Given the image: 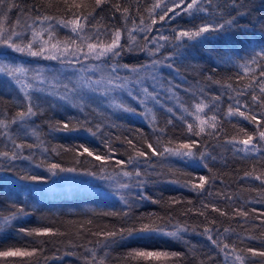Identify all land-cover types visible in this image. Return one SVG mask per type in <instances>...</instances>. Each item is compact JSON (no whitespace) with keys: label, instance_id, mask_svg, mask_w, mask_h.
Listing matches in <instances>:
<instances>
[{"label":"trees","instance_id":"obj_1","mask_svg":"<svg viewBox=\"0 0 264 264\" xmlns=\"http://www.w3.org/2000/svg\"><path fill=\"white\" fill-rule=\"evenodd\" d=\"M154 2L155 0H121L123 6H131L132 10V19L125 21L119 13L113 18L111 5L115 4L116 0H110V4L102 6V10H97V19L92 22L97 27L107 25L133 30L137 47L131 53L122 54L118 58L120 64L135 66L149 64L153 59L163 61L162 65H158L156 80L149 78L145 81V86L149 91L154 90L157 96L155 101H149L146 105L151 109V113L145 114V105L138 104L137 100L128 97L124 92L112 95L118 102L122 99L126 105L135 108V112L112 107L109 100L100 97L99 93H88L82 102L71 100L67 103L45 93H36L34 102L41 106L42 111L29 121L28 134L19 132L16 125L7 130L16 143L34 145V147L15 149L11 139L0 136V151H16L20 157L15 161L0 157V167L4 169L11 167V171L0 172V215L6 216L21 205L26 213L10 229L0 233V250L13 247L43 250L31 258H0V264H93L90 250L96 253L95 264H100L101 261L103 264H125V255L133 248L181 253V257L173 264H225L220 247L213 245L207 235L203 234L205 226L213 228V238L217 239L221 246L227 242L238 249L247 247L264 249V223H262L264 216L261 215L264 213V203L258 202L264 199V189L261 188L260 181L251 178L241 180L243 172L251 171L253 167L257 174L264 171V157L250 154L247 158H242L244 154H234L231 146L224 143L225 138L240 135V128L246 129L249 133L255 130L254 125L242 117L224 115L228 106L235 103L229 98L235 93L221 85L234 81L237 69L231 64L218 67L216 59L208 56L207 53L211 48L222 46L216 41L206 46H186L179 49L181 55L175 54L176 50L171 42L154 56H150L147 51H140V48L153 47L151 43L145 41V36L171 37L173 29L191 27L193 23L199 24L206 19L204 14H199L201 19L196 20L181 14L174 20L159 22L152 32L141 33L136 25H139L141 16L146 23L150 22L148 9ZM15 3L19 7L8 13V25H14L18 18L22 19L21 9L27 10L33 5L39 7L44 14L55 15L58 18L63 15L62 0H15ZM233 3L236 5L235 10L232 8ZM216 4H220L221 8L217 9ZM156 11L160 13V9ZM210 12H215L217 16L223 14L225 19L231 18L227 15L231 12V16L236 17L238 25L244 26L232 37L240 56H247L250 51L248 48L250 37H264V0H213V8ZM239 13L250 14L240 16ZM55 35L63 40L69 37L70 33L67 29L57 27ZM122 43H128L127 32ZM169 53H173L172 58L165 60ZM4 62L43 68L49 78L55 76L58 79L67 71H73L71 67L62 65L60 61L31 58L19 53L10 55ZM84 63L87 65L88 62ZM169 63L173 65L172 68L167 66ZM119 75L134 79L126 69H120ZM208 76H212L213 81L219 80L221 85L209 81ZM197 87L203 88L209 95L221 96L217 111L221 115L223 131L219 137V144L216 139L210 141L209 151L216 159L206 161L211 173L202 166L192 165L190 162L179 163L174 157H152L149 161L150 166L141 168L148 173L143 191L151 197V200L158 203L149 200L130 201V208H126L114 194V185L111 181L87 174L88 171L100 172L103 162L97 161L95 156L115 157L105 166V174L111 175L116 168L115 160H127L128 155L132 154V149L127 144L129 139L133 140L137 147L142 145L146 147L145 141L155 146L158 136L165 143L168 140L179 141L187 138L185 126L178 119L181 115L180 111H175L173 117L167 109H176L173 92L175 97L187 101L189 99L187 91ZM58 91L62 92V89ZM21 97L18 87L0 73V119L11 118L15 114L21 106ZM250 99L249 96V102ZM77 104L78 107L73 106ZM254 110H256L255 106ZM153 115L155 124L151 123ZM170 118L171 125L167 123ZM69 119L73 124H83L91 128L96 132V136L93 137L82 130L63 132L53 131L50 128V125H54L57 121ZM191 119L189 117L190 121ZM32 128L37 130L38 137L31 135ZM158 129H165V133L161 134ZM203 140L208 141L209 138L205 136ZM80 145L89 148L94 155L92 157L87 154L79 155L78 152L82 151ZM109 149L113 151L110 153ZM23 157H31V159ZM51 163H59L66 168L75 167L78 171L57 172L53 175L47 168ZM128 170L133 169L129 166ZM26 175L44 176L46 179L33 182L24 180L23 177ZM200 175L218 177L206 186L207 191L203 195L184 187L183 183H169L171 180L198 182L196 178ZM121 180L128 182V178L121 177ZM133 191L139 192L140 189ZM221 193L224 195H220ZM225 196H232L233 199L229 201ZM173 200L179 203L172 204ZM204 204H215L229 212V216H221L210 208L206 210ZM241 206L249 212V217H232L233 209ZM253 209L256 211L253 212ZM124 211H129L133 217L155 213L157 216L170 218L172 225L177 223L187 225L190 230L181 233L182 239L156 237L151 240L127 241L123 246L113 245L104 248L103 245H97L98 238L91 233L126 226L123 217L104 214ZM201 211L206 213L207 219L199 215ZM257 216H261V219H256ZM210 220H215L216 224L209 225ZM88 221L92 223L88 224ZM39 227H52L64 235L38 238L18 231L19 228ZM225 227L230 229L228 233L223 232ZM193 228L195 231L191 230ZM217 230L221 233L220 236H217ZM249 236L257 239H248ZM67 253L73 254L67 255ZM246 264H264V258L256 257L252 260L246 258Z\"/></svg>","mask_w":264,"mask_h":264},{"label":"snow or ice","instance_id":"obj_2","mask_svg":"<svg viewBox=\"0 0 264 264\" xmlns=\"http://www.w3.org/2000/svg\"><path fill=\"white\" fill-rule=\"evenodd\" d=\"M62 3L63 15L59 18L55 15L44 14L39 7L33 5L27 10L21 9L20 16L22 19L18 18L14 25H8V13L14 8H18L19 5L15 3V0H0V73H3L11 83L15 84L22 94L21 106L18 107L15 114L11 118L0 119V136L11 139L15 149L34 147V145L16 143L15 139L9 136L7 130L16 125L19 132L24 135L28 134L29 121L42 111L41 106L34 102L36 93H45L66 103L71 100L82 102L88 93H99L100 97L109 100L112 107L126 112H135V108L126 105L122 99L118 102L117 98L112 95L113 93L124 92L128 97L137 100L138 104L145 105V114L151 113V109L146 107L147 103L157 99L155 91H149V88L145 86V81L149 78L153 81L156 80L158 65H162L163 61L153 59L149 64L135 66L120 64L118 58L125 52L131 53L137 47L133 30L107 25L97 27L92 23L97 19V10H102V6L110 4V0H62ZM111 7L114 14L113 18H115L116 13H119L125 21L132 19L131 6H123L121 0H116V3L112 4ZM235 7L236 5L233 3V10ZM212 8L213 0H155L151 8L148 9L150 22L146 23L141 16L139 25H136L137 30L141 33L152 32L154 26L159 22L174 20L181 14L191 17L192 20L201 19L199 14H204L206 19H203L199 24L193 23L191 27L173 29L171 37L159 35L149 38L145 36V41L151 43L153 47L151 49L144 47L139 50L147 51L150 56H154L171 42L176 50L175 54L181 55L179 49L186 46H206L213 41L220 43L222 45L220 48L213 47L207 54L210 58L216 59L218 67L227 64L235 67L237 69L235 80L221 85L219 80L213 81L212 76H208L207 79L235 93L229 97L235 103L228 106L224 115L242 117L254 125L255 129L253 133H249L246 129L240 128V135L225 138L224 143L231 146L234 154H244L242 158H247L250 154H258L264 157V37H250L248 44L250 51H248L247 56H240L232 37L236 31L244 26L238 25L236 17H232L231 12L227 13L231 18L225 19L223 14L217 16L215 12H210ZM216 8H221V5L216 4ZM157 9H160V13H157ZM137 11L139 10L137 9ZM249 14L239 13L238 15L246 16ZM29 21L31 22L29 23ZM133 23L135 24V21ZM250 23L252 22L250 21ZM57 27L69 30V37L63 40L59 39L55 35ZM245 30L248 31V29ZM125 32H127V44L122 43ZM14 53L31 58L60 61L62 65L71 67L73 71L71 76H65L66 82L58 80L55 76L49 79L46 70L43 68H32L23 63H5L4 61L8 60V57ZM172 56L173 53H169L165 60L172 58ZM84 62H88L87 65ZM167 66L173 67L171 63ZM120 69L128 70L134 79L120 76ZM72 77H76L75 80ZM58 89H62V92ZM169 91L172 90L169 89ZM186 94L189 97L187 101L175 97L173 92V97L176 98V109L168 108L167 111L172 113L173 117H175V111H180L181 115L178 119L185 126L187 138L179 141L168 140L165 143L158 136L155 146L153 143L145 141L146 147L144 145L137 147L133 140L129 139L127 144L131 147L132 154L128 155L127 160H115L116 168L111 175L105 174V166L115 157L113 155L95 156L97 161L103 162L100 172L88 171L87 174L99 176L101 180L111 181L114 185V194L119 197L126 208H130V201L149 200L152 203H158V201L151 200V197L143 191L146 187L145 177L148 173L142 171L141 168L142 166H150L149 161L152 157H174L179 163L187 164L190 162L192 165L202 166L211 173V168L208 167L206 161L216 159L209 151L210 141L216 139L219 144V137L223 131L221 115L217 111L221 96L209 95L203 88L199 87L187 91ZM249 96L250 102L248 101ZM73 106L78 107L79 105ZM254 106L256 110H254ZM189 117L192 118L191 121ZM151 123L155 124L154 115ZM167 123L171 125L172 119L170 118ZM50 128L53 131L63 132L82 130L93 137L96 136V132L91 128L83 124H73L71 119L57 121L54 125H50ZM158 131L161 134L165 133V129H158ZM31 135L38 137L35 128L31 129ZM205 136L209 138L208 141L203 140ZM79 148L82 149L78 152L81 156L87 154V156L92 157L94 155L84 145H80ZM112 151L109 149L110 153ZM0 157L9 161L20 158L16 151H0ZM23 158L31 159V157ZM129 166L133 170H128ZM47 168L53 175L57 172L78 171L75 167L66 168L59 163H51L47 165ZM4 171H11V167L8 169L0 167V172ZM121 177L128 178V182H122ZM217 178L215 175H200L196 178L198 182L171 180L169 183H183L184 187L191 188L203 195L207 191L206 186ZM248 178L260 181L261 188L264 189V171L257 174L255 167H253L251 171L243 172L241 180ZM23 179L40 182L46 178L44 176L26 175ZM133 189H140V191L134 192ZM220 195L223 196L224 194L221 193ZM225 199L231 201L233 197L225 196ZM258 202L264 203V199ZM171 203L175 204L179 201L173 200ZM203 207L206 210L210 208L221 216H229V212L222 210L215 204H204ZM252 211L255 212L256 209ZM23 215H26L23 205L6 216L0 215V233L10 229ZM104 215L123 217L126 222V226L91 233L98 238L96 244L103 245L104 248L113 245L123 246L127 241L151 240L156 237L182 239L181 233L190 230L187 225L179 223L172 225L170 218L157 216L155 213L136 217H133L129 211L109 212ZM199 215L205 216L207 219L204 211L199 212ZM231 215L232 217L247 218L249 212L241 206L234 208ZM261 215L264 216V213ZM256 219H261V216H257ZM128 221L131 222L127 223ZM87 223L91 224L92 222L88 221ZM215 224V220L209 221V225ZM105 229H107L106 225ZM191 230L195 231L194 228ZM18 231L27 236L38 238L64 235L52 227L19 228ZM229 231L230 229L227 227L223 229L224 233ZM212 232L211 226H205L203 229V234L207 235L208 240L213 245L220 247L225 264H246V258L248 260L256 257L264 258V249L253 247L238 249L235 245H230L227 242L221 246L218 240L213 238ZM220 235L221 233L217 230V236ZM247 238L257 239V237L252 236ZM42 251L41 248L29 250L28 248L13 247L0 250V258H31ZM90 251L93 264H95L96 253L94 250ZM72 254L67 253V255ZM181 255L175 251L133 248L126 253L124 259L125 264H173ZM100 264H103V261Z\"/></svg>","mask_w":264,"mask_h":264},{"label":"rangeland","instance_id":"obj_3","mask_svg":"<svg viewBox=\"0 0 264 264\" xmlns=\"http://www.w3.org/2000/svg\"><path fill=\"white\" fill-rule=\"evenodd\" d=\"M72 71H67L63 76H59L58 80L62 81V82H66L65 80V76H71ZM76 77H72V79L74 80ZM51 79V78H49Z\"/></svg>","mask_w":264,"mask_h":264}]
</instances>
